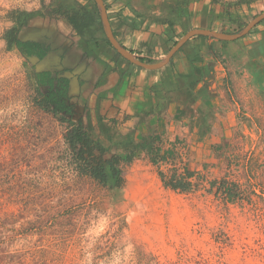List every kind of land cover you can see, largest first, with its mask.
Returning <instances> with one entry per match:
<instances>
[{"label":"rangeland","instance_id":"374dc122","mask_svg":"<svg viewBox=\"0 0 264 264\" xmlns=\"http://www.w3.org/2000/svg\"><path fill=\"white\" fill-rule=\"evenodd\" d=\"M78 1L0 0V264H264V21L229 42L240 49L230 60L204 47L224 69L220 81L231 103L209 120L207 135L177 123L172 140L147 139L153 142L147 152L85 118L91 139L107 149L101 156L94 151L107 173L99 183L79 170L67 142L76 119L44 106L33 82V73L53 64L27 61L6 42V32L21 23L48 27L49 19L59 39H67L56 9L94 15L107 42L96 3ZM101 1L108 19L113 0ZM140 1L139 10L154 13L185 4ZM198 1L188 0L185 10ZM263 13L264 0H204V19L183 17L186 26L172 47L193 30L236 35ZM240 61L252 67L239 68ZM165 144L171 156L156 151ZM117 156L113 177L105 162ZM188 174L187 191L164 186L172 175Z\"/></svg>","mask_w":264,"mask_h":264},{"label":"crops","instance_id":"0c3cea01","mask_svg":"<svg viewBox=\"0 0 264 264\" xmlns=\"http://www.w3.org/2000/svg\"><path fill=\"white\" fill-rule=\"evenodd\" d=\"M128 2L126 5L122 0H113L111 9L107 8L116 42L142 64L161 63L180 37L182 26L173 29L164 24L165 18L164 23L152 22L138 13L140 0ZM186 12L194 19H204V0L188 6ZM99 25L94 17L90 30L76 36L77 49L66 53L63 67L57 69L67 70L63 77L69 80L70 96L78 98L73 100L76 103L74 119H91L97 125L102 121L104 127L119 131L117 134L127 147L143 142L141 146L152 151L153 142L147 139L151 140L154 134H158L160 140L162 137L172 140L177 134L174 127L183 122L188 132L207 135L209 120L214 116L218 118L224 106H231L228 92L220 81L224 69L204 49H218L223 58L230 60L240 54V49L229 42L222 46L218 42H199L201 36L191 38L161 68L147 70L122 58L109 41L101 38ZM239 64V68L245 70L252 67V63L240 61ZM232 69L234 74L236 69ZM229 78L231 80V75ZM239 82L232 81L233 90L240 87ZM156 151L172 155V148L167 144L158 146Z\"/></svg>","mask_w":264,"mask_h":264},{"label":"trees","instance_id":"16d2710c","mask_svg":"<svg viewBox=\"0 0 264 264\" xmlns=\"http://www.w3.org/2000/svg\"><path fill=\"white\" fill-rule=\"evenodd\" d=\"M125 2L126 5L129 4L128 0H122ZM184 1V6L178 5L169 7L164 5L160 7L159 13L152 14V10L149 11L148 7L145 6V12H142V10H139L140 16H146L148 17L152 22H163V18H165V25L172 27L175 29V26H182L185 27L186 23L183 20V17L188 18V13L185 11L187 7V1L188 0H182ZM83 8V7H82ZM142 8V7H141ZM66 10V11H65ZM65 10H59L58 17L63 18L67 25L71 27V30L73 31V35L78 36L82 34L85 30H90V26L92 25L94 15L92 16L89 13H86L84 9H81L82 11H78L75 9H67ZM134 10V9H132ZM146 13V14H145ZM263 22V21H262ZM23 23H21L22 25ZM17 29L12 28L6 32V42L8 46H11L12 44H15L18 47H21L23 49V54L26 56H33L35 55L38 59H41L45 55L44 50H36L33 45H36L32 42H25L18 38L17 36ZM203 38V37H199ZM52 94V93H51ZM50 94V95H51ZM41 95V94H39ZM61 95H65V92H61ZM50 98L52 97L49 96ZM43 104L46 107H50L53 105L54 108L52 110L54 113H58L60 110L65 109V107L62 104H57L53 101H51L48 97L43 100ZM67 142L69 146L75 151L76 161L79 163V170L84 174L89 175L90 177L94 178L99 183H105L107 179V173L106 169L103 166V162L101 158H98L99 162H97L94 158L95 152L97 151L99 153V156L103 155L105 152H107V149L104 148L99 144L98 141H95L91 139L88 133V129L85 125L81 124L80 122L73 124L68 132L67 135ZM131 145V144H130ZM142 148L143 150H146L147 152H151V149H146V147H143L141 145H137L135 147ZM95 149V150H93ZM118 157V156H117ZM117 159L120 160V157L116 158L113 157L110 160L106 161V167L107 170L110 172V174L115 177L117 175V170L115 165V161ZM163 177V176H162ZM190 178V175H186L185 177L172 175L169 178V181L164 183V186L168 189H171L173 191H187L191 185L190 181H188Z\"/></svg>","mask_w":264,"mask_h":264},{"label":"flooded vegetation","instance_id":"af4514ba","mask_svg":"<svg viewBox=\"0 0 264 264\" xmlns=\"http://www.w3.org/2000/svg\"><path fill=\"white\" fill-rule=\"evenodd\" d=\"M56 10L53 12L57 16L58 21L64 22L67 25L63 18L58 17V12ZM47 25L48 27L42 26L40 28H28L27 25L22 24L20 25L21 27L17 29V36L19 39L25 42H32L36 44L33 45L36 50L42 49L45 51V55L43 58L38 59L35 55L26 56L22 52L23 49L16 46L15 44H12L10 47L15 49L19 53V55L27 61L32 59L37 61L38 63L45 61L46 64H53L51 66H44V69H42L41 71L33 73V82L38 93L41 94L40 97L42 101L48 97L51 101L57 104H62L65 109L60 110L58 114H61L64 118L73 121V118L76 115V113L74 112L76 103H74L73 100H78V98L70 96L69 80L63 77L64 72H66L67 70L57 69L63 67L62 65L64 55L70 51L72 52L76 50L79 44H77L76 36L73 35V31L71 30V27L69 25H67V39L62 40L58 37V35L61 33L57 28V24L54 23L53 26L51 23V19H49ZM22 29H24V31L28 33L26 38L20 36V31ZM64 43H66V45L63 46ZM61 92H65V95H61ZM50 94L52 95L51 98L49 97L51 96ZM50 107L54 108L53 105H51ZM78 122L84 125L81 118L74 121L73 124H76Z\"/></svg>","mask_w":264,"mask_h":264},{"label":"water","instance_id":"95a60500","mask_svg":"<svg viewBox=\"0 0 264 264\" xmlns=\"http://www.w3.org/2000/svg\"><path fill=\"white\" fill-rule=\"evenodd\" d=\"M98 8L99 14H100V18H101V22H102V26H103V31L108 39V41L110 42L111 46L116 50V52L125 60H127L128 62L137 65L143 69H147V70H156L161 68L163 65H165V63L168 62V60L171 58V56L189 39L194 38V37H206V38H210V39H214V40H218V41H223V42H231V41H236L238 39H241L243 37H245L249 31L254 28L255 26H257L259 23H261L262 21H264V13L255 17L247 26L246 28H244L240 33L236 34V35H228V34H223V33H216L214 31H209V30H193L190 31L188 33H186V35L179 41L177 42V44L171 49L170 53L166 56V58L158 64H153V65H145L142 64L141 62H139L138 60H136L135 57H133L131 54H129L128 52H126L117 42L116 40L111 37L112 33H111V29L108 23V19L106 17V10L102 5V1L101 0H93ZM111 33V34H110Z\"/></svg>","mask_w":264,"mask_h":264}]
</instances>
